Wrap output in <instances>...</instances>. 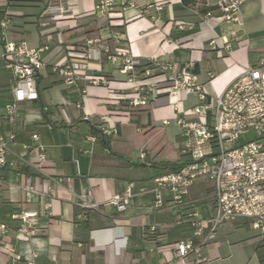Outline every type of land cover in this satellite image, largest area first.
Here are the masks:
<instances>
[{
	"label": "crops",
	"instance_id": "0c3cea01",
	"mask_svg": "<svg viewBox=\"0 0 264 264\" xmlns=\"http://www.w3.org/2000/svg\"><path fill=\"white\" fill-rule=\"evenodd\" d=\"M136 1L134 9L117 5L108 16L95 9L96 0H75L64 18L44 29L38 24V30L26 38L29 46L48 45L49 50L42 54L45 68L37 76L38 100L23 105L13 127L16 138L11 149L31 158V135L37 134L48 163L45 175L34 179L39 194L21 192L10 173L5 176L7 184L0 186V223L7 226L0 231V264H241L243 258L233 261V256L244 249L245 242L253 247L255 256L259 232L247 219L221 225L199 258L189 255L179 260L166 249L191 238L192 229L188 223L176 224L168 195L163 208L154 209L153 178L168 171L152 165L180 160L183 138L176 118L198 104L196 96L160 92L151 96L146 106L130 111L120 106L116 112L115 93L126 88V79L116 65L104 57L91 65L99 70L97 75L110 82L109 87L79 82L68 88L50 67L69 47L83 45L86 39L100 38L106 43L117 37L138 65L167 63L174 71L186 70L207 96L217 97L264 53V0L244 3L232 21L204 20L202 15L196 22H174L175 10L184 8L177 0L163 5L160 11L147 8L153 0ZM216 1L206 0L204 6L212 7ZM5 4L6 0H0V8ZM190 7V11L198 12ZM121 25L123 34L112 29ZM10 77L0 60V81ZM41 88L47 90L46 95ZM77 103L81 109L76 108ZM91 126L111 127L116 132L98 139L90 132ZM168 127L178 130L181 143L176 147L144 140ZM5 131L0 120V133ZM87 136H95L96 142L87 141ZM141 153L146 154L143 160ZM130 183L134 184L133 195L124 212L102 205L122 195ZM86 189L100 204L97 210L77 206ZM210 191L203 195L200 186L194 184L187 196L188 201H202L196 208L205 220L212 215L207 199ZM21 211L38 213L35 237L24 238L17 232L18 222L11 215ZM244 226L253 233L244 235ZM150 227H155L154 233L149 232Z\"/></svg>",
	"mask_w": 264,
	"mask_h": 264
},
{
	"label": "built area",
	"instance_id": "2783aa9c",
	"mask_svg": "<svg viewBox=\"0 0 264 264\" xmlns=\"http://www.w3.org/2000/svg\"><path fill=\"white\" fill-rule=\"evenodd\" d=\"M75 0H49L46 9L39 18V26L44 29L50 23L65 17L66 10ZM176 0H153L147 8L160 11L163 5ZM179 3L181 0H177ZM255 0H217L213 16L209 11L204 20L215 18L220 21H232L240 7ZM95 7L100 13L111 16L114 8L134 9L136 0H96ZM8 21L0 19V60L14 80L11 88V100L0 113L6 131L0 133V186L6 185V174H14L16 187L24 193H38L34 179L45 175L48 160L46 149L37 134H32V146L29 159L11 149L15 142L13 127L23 105L38 100L37 76L45 68L42 54L49 50L48 45L31 47L26 42H16L8 38ZM181 28V27H180ZM192 30V27H189ZM45 31V30H44ZM210 46H214L213 42ZM102 57L117 66L119 74L125 77V89L115 93L118 101L116 109L130 111L148 104V99L160 92H181L194 95L198 104L187 112L180 113L176 125L181 130L182 153L189 162L178 171L166 172L153 178L155 185L153 207L163 208L165 195H168L170 208L175 211L176 224L188 223L192 237L166 247L174 258L182 260L189 255L199 258L202 249L212 244L217 229L228 221L250 220L254 230L264 238V53L255 65H248L217 97L207 96L197 80L186 70L174 71L167 63H154L140 66L130 52L120 45L116 37L111 42L103 43L100 38L86 39L83 45L67 49L66 55L50 67L53 74L62 78L68 88L85 82L92 86H110V82L97 75L98 69L92 64H99ZM129 91L125 93V91ZM114 94V93H113ZM81 109V104H76ZM102 136L115 134L111 127L100 128ZM253 130L255 139L245 144H238L240 135ZM87 141L96 142L95 136H87ZM146 154L141 153L140 159ZM28 167L32 175H15L18 165ZM200 180L212 183L208 201L212 206L209 220L202 218L196 204L202 201H188V191ZM12 185V184H11ZM134 184L126 186L122 195L113 196L102 205L113 207L122 213L130 204ZM77 206L85 211L97 210L100 206L92 198L89 189L84 190L77 200ZM38 213L21 211L11 215L18 222L17 232L24 238L38 234ZM0 223V231L6 229ZM150 233L155 227L149 228Z\"/></svg>",
	"mask_w": 264,
	"mask_h": 264
},
{
	"label": "trees",
	"instance_id": "16d2710c",
	"mask_svg": "<svg viewBox=\"0 0 264 264\" xmlns=\"http://www.w3.org/2000/svg\"><path fill=\"white\" fill-rule=\"evenodd\" d=\"M49 0H6L5 6L0 8V19L6 18L8 21L7 33L10 38L14 39L16 42H25L26 38L32 33L38 30L39 18L43 11L46 9ZM181 3L184 8L175 10V19L187 21L199 19V16L205 15L207 12L215 9L212 7L202 8L199 12L194 13L190 11L189 6L193 5L194 0H181ZM18 13V14H16ZM188 24V23H185ZM113 30L119 31L122 34L124 33V25L112 27ZM150 63H147L143 66H149ZM14 85V80L12 77L9 79L0 81V107L11 100V88ZM76 94V93H75ZM73 102L76 101V98L72 95ZM44 117H47V113L43 111ZM51 126H56L53 123H50ZM90 132L95 135L98 139H103L101 135V130L95 126H91ZM189 162V159H186L182 154L181 158L177 162H162L156 165H152L156 168L164 169L168 172L178 171L180 168L185 166ZM23 173L25 175H32L31 170L19 164L15 170V175ZM254 253L258 264H264V238L260 239L254 247Z\"/></svg>",
	"mask_w": 264,
	"mask_h": 264
},
{
	"label": "rangeland",
	"instance_id": "374dc122",
	"mask_svg": "<svg viewBox=\"0 0 264 264\" xmlns=\"http://www.w3.org/2000/svg\"><path fill=\"white\" fill-rule=\"evenodd\" d=\"M205 2L206 0H194L193 5L191 6L194 7L193 9L199 12L202 8L206 7L204 6ZM192 7L190 8L192 9ZM41 92L43 95H46L47 90L41 88ZM177 131L178 130L174 127H168L165 130H162L155 134L152 133V135L148 136L144 140L147 141V144L159 142L160 144H166L167 148H174L178 143H181V138L180 136H177ZM255 137H256L255 132L253 130H250L247 133L240 135L238 144H245L251 140H254ZM137 155L138 154H135L134 157H136ZM185 158L188 159L187 156ZM195 185L200 186L202 193L204 195L206 191L211 188L212 183L208 180H200L195 182ZM242 231L244 232V235L253 233L252 231L249 230L248 226H244V230ZM246 243L247 242L244 243V249H242L240 253H236V252L234 253L233 261H237L238 257H242L243 261L241 264H257L256 258L253 254V247Z\"/></svg>",
	"mask_w": 264,
	"mask_h": 264
}]
</instances>
